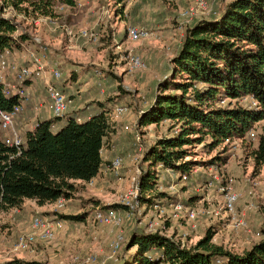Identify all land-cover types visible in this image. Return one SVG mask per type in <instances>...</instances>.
I'll return each instance as SVG.
<instances>
[{
    "label": "trees",
    "instance_id": "16d2710c",
    "mask_svg": "<svg viewBox=\"0 0 264 264\" xmlns=\"http://www.w3.org/2000/svg\"><path fill=\"white\" fill-rule=\"evenodd\" d=\"M117 1L122 4L125 0ZM3 2L32 17L55 16L58 3L78 5L77 0ZM32 42L18 24L0 14V53L6 49L22 51ZM170 71L158 82L137 124L168 122L170 128L144 150L147 167L140 176V197L148 206L175 198L160 188L163 172L175 173L182 180L199 166L207 165L212 172L216 167L220 173V166L227 164V149L206 161L194 159L196 145L202 144L210 154L233 139L247 141L255 124L264 120V0H231L218 15L191 23L171 59ZM246 97L257 100L259 107L251 106V101L243 104L241 100ZM19 103L17 96L5 95L0 81V109L10 111ZM117 104L114 99L100 100L99 111L81 121L77 119L82 117L78 110L64 117L40 119L34 129L24 132L21 149L0 139V211L20 207L26 199L38 205L60 198L69 200L79 189L77 183L97 177L106 138L117 131L111 119ZM60 122L62 126L55 130ZM258 138L252 152L257 168L264 167V128ZM231 179L234 183V178L225 182ZM117 206L120 204L110 207ZM60 216L84 220L86 214ZM259 232L261 238L238 253L214 242L211 228L190 247L173 236L136 229L128 242L136 247L135 252L118 264H264V220ZM7 264L47 262L18 257Z\"/></svg>",
    "mask_w": 264,
    "mask_h": 264
},
{
    "label": "rangeland",
    "instance_id": "374dc122",
    "mask_svg": "<svg viewBox=\"0 0 264 264\" xmlns=\"http://www.w3.org/2000/svg\"><path fill=\"white\" fill-rule=\"evenodd\" d=\"M138 1L125 0L120 4L117 0H83L77 6L58 3L55 8L56 15L47 17L39 26L28 20L20 23L21 29L33 38L32 45L46 49V73L50 76L53 68L62 72V78L66 79L65 92L70 97V109L82 105H86L85 108L88 109L90 106H97L100 100L114 99L115 104L129 107V112L116 124L123 122L136 126L139 114L150 103L158 82L171 72L169 65L156 64L164 58H154L156 52L159 51V55L160 51L166 49L167 45L164 44L169 39L173 44L176 43V47L172 44L170 49L164 50L165 62L169 63L179 44L182 45L188 26L200 17L213 15L207 9L196 12L193 18H184L181 15L182 11L198 6L200 0ZM230 1L220 0L217 4L210 2V6L220 12ZM128 26L148 29L151 35L138 42H131L127 36ZM82 30L94 32L96 39L81 37ZM129 52L139 55L146 68L131 69ZM250 101L247 97L241 100L243 104ZM125 118L127 119L124 122ZM255 125L254 131L259 137L263 133L264 120ZM61 126L62 124L58 125L55 130ZM169 129V123L166 122L159 125H140L137 131L131 132L134 136L132 141L136 167H147L143 159L144 150L159 136L167 134ZM136 133L140 139L136 138ZM258 137L255 141H251V137L247 141L233 139L210 154L202 144L196 145L194 159L204 161L227 149L229 160L227 164L220 166L223 180H215L209 185L208 180L213 177V172L207 165L195 168L192 175L182 180L175 173L163 172L160 188L175 198L152 206L143 205L134 214H129L121 204L129 187L124 190L119 188L118 183L114 187H108L106 182L98 178L92 184L77 183L78 191L57 211L64 225L58 230L56 239L37 244L34 251L15 253L12 247L19 233L30 230L34 215L54 218L57 213L54 211L55 205H47L46 212L41 209L38 211L28 203L19 212L14 208L0 211V264H7L9 260L18 257L45 261L47 264H78L76 256L84 259L89 255L96 258L91 264H118L136 250V247L128 244L133 232L136 229L149 231V223L158 220L160 225L167 227L169 236L187 247L195 245L211 228L214 229V242L241 253L261 238L258 232L264 220V167L257 168L252 155ZM229 178H234V187L241 194L239 202L246 199V204L249 206L252 202L255 209L250 220L237 205L238 216L246 222L240 229L234 228L232 218L223 214L220 185L226 184L225 181ZM115 179L120 182L122 174L121 177L115 176ZM195 194H199L201 199L190 198ZM176 199L196 208L197 218L193 221H166L165 218L168 220L169 217L167 212ZM115 204H120L117 208L123 217L120 226L113 227L93 220L95 210L106 209ZM163 208L166 211L161 214ZM81 213L86 214L84 220L63 219L60 216ZM119 233L126 236L127 245L113 256L112 244Z\"/></svg>",
    "mask_w": 264,
    "mask_h": 264
},
{
    "label": "built area",
    "instance_id": "2783aa9c",
    "mask_svg": "<svg viewBox=\"0 0 264 264\" xmlns=\"http://www.w3.org/2000/svg\"><path fill=\"white\" fill-rule=\"evenodd\" d=\"M220 0H211L213 4H217ZM208 0H200L198 6L195 8H189L181 12L184 18H193L196 12L200 10L207 9L208 12L213 15H218L219 12L210 6ZM201 8V9H200ZM0 14L4 18L15 22L20 26L23 20L31 21L35 26H39L47 17L49 16H39L32 17L29 16L15 6L11 4H5L3 0H0ZM186 18V19H187ZM21 27V26H20ZM151 32L145 28H139L136 26H128L127 36L131 42H138L144 38H148ZM81 37L88 39H96V34L94 32H88L87 30H82L80 33ZM46 49L43 47H35L30 45H24L22 51L25 54L26 64L17 65L12 60V51L5 50L0 53V81L4 86V93L7 96H17L20 100L19 104H16L12 110L0 109V139H2L7 145L15 146L21 149L24 138L21 135L17 118L24 112L25 103L31 100V93L27 87V81L42 79L46 90L47 103L46 106L48 110L52 113L54 117H64L70 111V98L65 92L63 86L59 85V81L62 80V72L58 68H53L50 72V76L46 73V61L47 54ZM129 64L131 69H143L146 68V64L143 59L136 55L135 53H128ZM13 68L15 70L14 80L11 82L6 81V70ZM251 106L258 108L259 102L257 100H251ZM129 112V107L124 104H117L112 113V122H119L122 116ZM79 121L82 117L77 118ZM137 125L133 126L131 124H125L124 129L127 131H137ZM255 129L252 128L250 131V136L255 137ZM136 138L140 137L136 133ZM123 166L122 156H116L109 165L112 173L121 177V169ZM142 168L136 167V173L131 179L129 189L122 197L121 204L125 206L129 214H134L141 209L143 203L141 201V186H140V176L142 174ZM221 180L220 173L217 168H213V177L209 181V185L214 182ZM94 180H90L88 183L92 184ZM257 183L255 182V185ZM220 191L222 193V207L224 209V216L232 218V226L236 229H240L245 226L246 222L243 218L237 214V205L240 200L241 194L234 188L233 180H229L226 184L221 183ZM67 199L60 198L55 203L54 211L57 212L60 208H63L66 204ZM166 209H162L161 214H164ZM171 220H187L193 221L198 216V211L192 205L186 204L181 199H176L173 201L169 211L167 212ZM93 220L98 223H102L109 226H120L123 222V217L118 208L109 207L106 209L98 208L93 214ZM167 221V217L165 218ZM164 220V221H165ZM165 223V222H163ZM63 220L59 219L58 214L55 213L54 218H49L41 214H36L32 217L30 230L26 232L19 233L15 239L12 250L15 253L30 250L34 251L37 244L42 242L53 241L57 237V232L63 227ZM160 220L149 223L150 232H160L161 234H167V227L162 224L160 225ZM260 235V232H258ZM169 236V235H168ZM127 238L124 234H117L116 239L112 244V254L117 255L123 246L126 244ZM183 245V244H182ZM185 246V245H183ZM78 264H91L96 258L94 255H89L86 258L75 257Z\"/></svg>",
    "mask_w": 264,
    "mask_h": 264
},
{
    "label": "crops",
    "instance_id": "0c3cea01",
    "mask_svg": "<svg viewBox=\"0 0 264 264\" xmlns=\"http://www.w3.org/2000/svg\"><path fill=\"white\" fill-rule=\"evenodd\" d=\"M77 1H78V4L83 2V0H77ZM169 38H172V36H170ZM172 44L173 43L169 39L168 41L165 42L164 45H167L166 49H170ZM29 45L33 46L32 44H29ZM150 45H152V44H150ZM173 45L176 47V43ZM180 47H181V44H179L177 52L179 51ZM166 49H164V50L166 51ZM164 50L160 51L159 55H158L159 51L158 52H156V50L153 51L154 53L156 52V54H155L156 56L154 58L160 59V57L164 56V58H162L160 60V62H156V64L159 63L160 66L161 65L162 66L163 65H169V69H170L171 59L175 56V54L177 52L168 61L169 63H166ZM11 58L15 62V64H17V65L26 64V58H25V54L23 51L13 52ZM5 72H6V81H8V82L13 81L15 70L13 68H9ZM65 81H66V79H64V77H63L62 80H60L58 83H59V85L63 86L64 90L66 91ZM26 84H27V87L31 93V100L25 103L24 112L21 113L17 118V124H18L21 135H23L27 129H34L38 120L54 117L46 106L47 96H46V90H45V87L43 84V80L42 79H36L33 81L29 80V81H27ZM85 107H86V105H82L79 107H73L71 109V111L78 110L80 113L79 115L82 116V119H87L92 113L99 111L98 106H90V107H88V109H86ZM126 119L127 118L124 119V122ZM62 123L63 122L57 123L56 127L58 125H61ZM124 125L125 124L123 122H122V124L121 123L117 124V131L115 133L111 134V136H109L108 138H106V142H105L103 149H102L103 165L101 167V170H100L98 176L93 178V180L96 181L97 178L101 179L108 184L107 185L108 187L109 186L114 187L115 185H117L116 183H118L119 188H123L124 190H126L130 186L131 177L136 172V160H135V154H133L135 151V147H134L133 141H132L134 139V136L132 133L124 130ZM116 156H122V158H123V166L121 169L122 179H120V182L117 181L118 179L114 180L115 176L109 168L110 162ZM84 183H87V182H84ZM233 185H234V183H233ZM195 195L197 196L198 199H201V198H199V197H201V196H199V194H195ZM70 200L71 199L67 200L66 202H68ZM246 201H248V200L244 199V202H243V200L238 202V208L240 210L242 209L244 211V213H246L248 219H250L253 216L255 209H254V205H252V202L248 206L246 204ZM26 203H28V205L30 207H36L38 209V211L41 209L42 212H46L47 210L45 207L47 205L53 207L56 202L55 203H47L45 205H38L35 200L26 199L24 201V203L22 204V206L14 208V209H17L18 212L22 211V209H23L22 207H24L26 205ZM186 204H188V203H186ZM188 205H190V204H188ZM169 221L170 222L171 221L177 222V220H169ZM178 221H180V220H178ZM22 254H24V253H22Z\"/></svg>",
    "mask_w": 264,
    "mask_h": 264
}]
</instances>
